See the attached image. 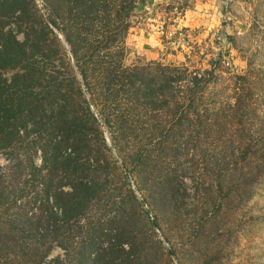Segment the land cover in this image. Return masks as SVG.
I'll return each mask as SVG.
<instances>
[{"label":"trees","instance_id":"obj_1","mask_svg":"<svg viewBox=\"0 0 264 264\" xmlns=\"http://www.w3.org/2000/svg\"><path fill=\"white\" fill-rule=\"evenodd\" d=\"M31 1L0 0V153L16 152L24 140L34 136L24 148L32 152L28 173L23 174L27 178L22 181L27 180L15 186L11 183L14 176L9 175L8 181L1 177L0 201L7 205L15 200L14 195L6 193L13 187L15 201L27 193L25 188L34 193L40 187L36 194L44 203L40 214L49 212L53 220L55 212L60 211L52 225L53 235L60 229L65 232L72 220L91 213L92 206H97L98 214L109 213L106 206H117L110 213L118 212L126 224L96 225L100 241L95 249L91 239L78 250L80 264H120L128 257H121V246L134 248L137 228L122 207L121 193H115L109 174L104 173L109 161L102 158L106 146L94 110L111 133L126 179L135 182L162 210H175L185 195L179 166L175 165L178 156L173 151L211 150L212 144L202 149L194 145L205 128L223 123L233 127L234 134L228 150L233 152L217 158L204 156L199 164L204 165V174L214 187L204 195L206 206L215 208L211 195L227 183L235 182L230 189L235 186L242 192L255 183L253 175H263L264 136L243 135L241 93L231 105L234 113L224 120L217 104L204 101L205 89L195 79L198 74H193L194 79H179L177 75H184L185 69L163 68L155 63L124 65L123 35L138 0H42L46 20L37 14L34 19L36 9ZM49 25L62 33L70 55L61 49ZM12 28L25 37L22 42L15 40ZM59 65L65 79L56 74ZM81 85L88 91L89 100ZM173 86L183 95L177 96ZM181 111L190 112L188 120L176 116ZM21 131L25 132L24 140L16 139ZM212 142L224 143L219 138ZM38 153L42 165L35 167ZM250 160L256 166L246 169ZM130 196L133 199L131 192ZM113 227L121 236L111 241L107 234ZM57 245L64 247L61 241Z\"/></svg>","mask_w":264,"mask_h":264},{"label":"rangeland","instance_id":"obj_2","mask_svg":"<svg viewBox=\"0 0 264 264\" xmlns=\"http://www.w3.org/2000/svg\"><path fill=\"white\" fill-rule=\"evenodd\" d=\"M144 2L138 0L135 4L129 27L123 35L124 65L155 63L163 68L185 69L184 75H177L179 79H194V73L200 75L195 79L205 89L204 101L217 104L224 120L234 113L231 105L241 93L239 118L243 122V135L264 136V0H162L151 12L145 9ZM32 4L36 9L35 14L32 13L34 19L37 14L46 20L42 0H33ZM49 27L60 41L61 49L70 55L62 33L52 25ZM152 28L160 30V37L156 44L147 45L146 40L150 39L146 33L154 30ZM11 31L16 41L25 39L15 28ZM58 68L56 74L65 79L60 65ZM74 77L82 83L79 75ZM206 82L209 84L205 85ZM81 87L84 97L89 100L88 91L83 85ZM174 93L183 95L176 88ZM93 112L101 125L99 135L106 146L102 158L107 157L109 161L104 173L109 174L115 193H121L122 207L137 226L133 233L134 248L127 244L121 246L124 254L121 257H128L120 264L126 261L127 264H264V173L253 175L255 183L242 192L235 186L230 189L235 182L227 183L211 195L215 199V208L204 204V195L214 191V187L204 174V165L199 164L204 156L217 158L233 152L228 151L232 147L233 127L222 126V123L201 130L194 145L202 149L212 144L209 151H173L178 156L175 165L179 166L181 189L185 190V195L175 210H162L146 198L135 182L126 179L111 133L97 112ZM182 112H176V116L188 120L190 112ZM16 136V139L24 140L25 132ZM29 137L21 145L18 143L20 147L16 152L0 153V178L5 177L8 181L9 175L14 176L11 183L15 186H22L27 180L22 181L27 178L23 174L28 173L32 155L31 151L24 150L34 136ZM214 138L224 143L214 144ZM34 165H42L39 153L34 158ZM255 166L256 163L250 160L246 169ZM25 189H28L27 193L21 194L17 201L14 187L6 193L14 195L15 200L7 205L0 201V264H80L78 250L91 239L95 242L91 247L95 249L100 241L101 233L95 231L96 225L103 222L126 224L118 212L116 215L110 213L117 206H106L109 213L100 214L97 206H92L91 213L72 220V226L65 232L60 229L53 235L52 225L59 219L60 211L55 212L53 220L49 219V212L40 214L39 208L44 205L36 195L40 187L34 189V193L33 189ZM111 231L107 234L111 241L121 236L116 227ZM52 241L55 242L51 244ZM58 241L64 247H59ZM104 242L106 244L107 240ZM103 248L109 249L110 245ZM47 249L49 251L43 257Z\"/></svg>","mask_w":264,"mask_h":264},{"label":"crops","instance_id":"obj_3","mask_svg":"<svg viewBox=\"0 0 264 264\" xmlns=\"http://www.w3.org/2000/svg\"><path fill=\"white\" fill-rule=\"evenodd\" d=\"M157 2H162V0H145V2H144V7H145V9L146 10H149L150 12L151 11H153L154 10V6H155V4L157 3ZM166 2V1H165ZM153 8V9H152ZM152 29H154V30H151V31H149L148 30V32L146 33V34H148V39H150V41L149 40H146V44L147 45H153V44H156V42H158V40H159V37L160 36H158L159 35V33H160V30L159 29H157V28H152ZM161 34H163L162 32H161ZM147 36V35H146ZM144 38H146L145 36H144ZM158 39V40H157ZM145 42V41H144Z\"/></svg>","mask_w":264,"mask_h":264}]
</instances>
